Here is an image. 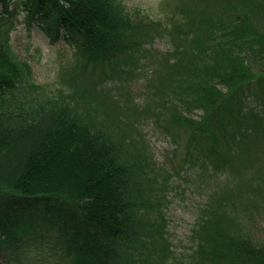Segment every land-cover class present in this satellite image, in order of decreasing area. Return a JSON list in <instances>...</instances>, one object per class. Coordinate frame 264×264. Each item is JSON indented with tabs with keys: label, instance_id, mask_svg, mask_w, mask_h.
Returning a JSON list of instances; mask_svg holds the SVG:
<instances>
[{
	"label": "trees",
	"instance_id": "16d2710c",
	"mask_svg": "<svg viewBox=\"0 0 264 264\" xmlns=\"http://www.w3.org/2000/svg\"><path fill=\"white\" fill-rule=\"evenodd\" d=\"M164 8L153 18L124 0H0V238L31 218L56 233L72 264H118L115 247L163 226L148 218L153 182L173 176L142 118L187 129L216 163L251 140L243 103L264 94V0ZM20 12L75 49L52 84L36 81L13 46ZM163 37L171 48L154 51ZM143 76L149 100L140 105L127 87ZM116 80L125 95L112 91Z\"/></svg>",
	"mask_w": 264,
	"mask_h": 264
},
{
	"label": "rangeland",
	"instance_id": "374dc122",
	"mask_svg": "<svg viewBox=\"0 0 264 264\" xmlns=\"http://www.w3.org/2000/svg\"><path fill=\"white\" fill-rule=\"evenodd\" d=\"M124 1L131 8L140 7L153 18L164 16L166 0ZM25 15V12L19 13L12 33L13 46L22 59L34 66L36 81L52 84L57 79L61 61L73 60L75 49L63 39L52 42L37 21L29 23ZM171 46L165 37L156 39L153 44L154 51L162 52ZM144 73L149 75L151 71L146 68ZM121 85L123 82L118 80L109 84L114 93L125 95ZM127 89L140 105L148 102L144 76L133 80ZM243 112L246 126L255 122L251 140L218 163L196 149L199 138L187 129L173 128L166 132L154 124L152 118H142L139 125L157 161L173 176L169 182H153L157 205L148 210V218L151 215L153 223L163 226L157 230L149 228L147 234L127 249L114 246L118 264H261L259 253H264V94L245 98ZM20 218L15 220L13 230L5 231L0 238V264H72L71 256L61 252L54 231H48L44 224H37L31 218ZM232 244L236 246L229 250ZM216 250L221 251L218 254L221 257L214 256Z\"/></svg>",
	"mask_w": 264,
	"mask_h": 264
}]
</instances>
